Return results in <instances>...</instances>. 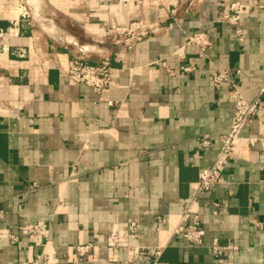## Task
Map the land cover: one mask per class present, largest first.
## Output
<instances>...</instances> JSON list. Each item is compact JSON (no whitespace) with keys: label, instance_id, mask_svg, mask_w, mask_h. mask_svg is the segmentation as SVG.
I'll use <instances>...</instances> for the list:
<instances>
[{"label":"crops","instance_id":"crops-1","mask_svg":"<svg viewBox=\"0 0 264 264\" xmlns=\"http://www.w3.org/2000/svg\"><path fill=\"white\" fill-rule=\"evenodd\" d=\"M47 1L51 23L39 20L45 0H0V264H31L37 255L40 264H71L75 247L88 243L94 248L80 264H264V149L249 142L260 132L255 119L223 183L192 207L202 244L172 235L233 114L211 73L229 70L247 101L264 83V9L245 10L233 26L219 21L221 4L255 0ZM138 15L159 33L133 52L101 38ZM197 31L209 35L210 48L199 56L189 47L180 58L179 46ZM75 56L92 65L109 58L104 93L67 77ZM212 201L220 203L216 221ZM29 222L50 227L43 248L23 235ZM130 222L142 230L129 245L157 256L134 259L128 247L106 246L109 228ZM213 240L236 249L215 257Z\"/></svg>","mask_w":264,"mask_h":264},{"label":"built area","instance_id":"built-area-1","mask_svg":"<svg viewBox=\"0 0 264 264\" xmlns=\"http://www.w3.org/2000/svg\"><path fill=\"white\" fill-rule=\"evenodd\" d=\"M10 2L12 0H4ZM181 2L183 0H174ZM222 10L218 19L231 25H237L240 21L241 14L245 10H261L264 4L258 1L243 4L240 2L222 3ZM159 33V24L147 21L142 15H138L124 26L109 28L104 36L110 39L112 45L124 49L127 53L134 51L136 46L146 38ZM4 31L0 29V37ZM236 34L241 39L240 30L236 29ZM211 41L209 35L203 31H197L187 36L184 42L179 46L177 55L181 58L186 48L194 47L199 56H204L210 48ZM23 54V52H21ZM67 77L75 84L87 87L93 93L101 95L104 93L112 80V68L109 58L104 57L99 64H89L87 60L81 56H75L68 62L66 69ZM173 75L170 68L167 72ZM211 83L216 91L227 92L228 101L233 106V114L230 124L226 132L220 137V147L217 156L211 166L204 169L199 174V179L194 185V194L191 201L185 204L183 211L180 213L178 222L172 229V235H179L184 238L192 246H200L203 242L204 231L201 226V220L198 213L192 207L203 194L210 192L216 185L223 183V173L232 159L236 146L241 139V132L250 119H255L260 126L259 135L250 139L251 144L259 143L264 149V83L251 101H247L238 89L237 83L231 77L229 70L217 68L211 73ZM111 105V102H108ZM220 203L212 201L209 204L211 215L214 221L218 215ZM167 220L157 218V224H165ZM142 228L137 222H130L126 227L119 228L114 225L107 231L104 241L107 247L113 249L130 248L134 259L143 255L157 256L158 252H154L147 246L131 247L129 240L131 237L137 236ZM22 233L32 243L34 247L43 248L50 237V227L43 222H29L22 228ZM6 238L12 242L18 241L16 234H4ZM94 248V244H79L74 249V255L71 264H80L89 259L90 253ZM233 245L220 246L217 240H213L211 251L215 257H220L223 252L235 250ZM41 255L35 256L31 264H40ZM153 260L152 264L154 263Z\"/></svg>","mask_w":264,"mask_h":264},{"label":"rangeland","instance_id":"rangeland-1","mask_svg":"<svg viewBox=\"0 0 264 264\" xmlns=\"http://www.w3.org/2000/svg\"><path fill=\"white\" fill-rule=\"evenodd\" d=\"M47 3L46 4H44V7H42V10H40V12H38V14H39V20H40V22H48V23H51L50 21H51V17L50 16H45V13H49V15L51 14V10H49V4H48V1L47 0H45ZM102 35V39H103V37H104V34H101Z\"/></svg>","mask_w":264,"mask_h":264}]
</instances>
